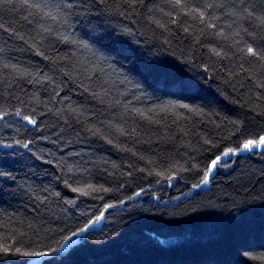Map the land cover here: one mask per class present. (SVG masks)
<instances>
[{
  "label": "trees",
  "instance_id": "obj_1",
  "mask_svg": "<svg viewBox=\"0 0 264 264\" xmlns=\"http://www.w3.org/2000/svg\"><path fill=\"white\" fill-rule=\"evenodd\" d=\"M208 3L226 5L207 10L220 17L207 20L215 28L183 14ZM233 3L242 7L87 0L92 22L111 34L104 47L75 19L69 29L24 0L0 5V110L37 120L35 130L15 117L0 122L5 142L31 141L15 155L0 150L9 173L0 179V243L58 247L62 229L70 234L103 213L55 264H264L261 150L228 158L200 184L215 155L264 135V88L256 86L264 60L246 55L248 44L264 55V26L224 15Z\"/></svg>",
  "mask_w": 264,
  "mask_h": 264
},
{
  "label": "snow or ice",
  "instance_id": "obj_2",
  "mask_svg": "<svg viewBox=\"0 0 264 264\" xmlns=\"http://www.w3.org/2000/svg\"><path fill=\"white\" fill-rule=\"evenodd\" d=\"M92 4H103L105 0H91ZM125 2L130 5L135 4L136 0H125ZM142 2V0H141ZM174 8L183 9L186 7L185 0H169ZM239 4L242 7H237L236 3L228 6L229 10L224 13L226 16H240L241 18H255L259 21L260 26H264V5H257L255 3H251L250 0H238ZM12 0H0V5L3 4H11ZM24 3L32 8H36L38 12L43 13V17L49 18L53 21H57L64 26H67L69 29L73 27L72 21L75 19L76 25H82L85 28H88V31L84 33V36L88 38L91 43L101 45L104 47V42L106 40L111 39V34L106 31L104 26H102L99 22L93 23L90 19L91 17V9L87 6V0H40L39 3H33L31 0H24ZM41 4H43V8H41ZM226 5L224 3H208L205 5V8L202 10L198 6H193L188 8L183 14L186 16H192L193 19H198L201 24H205L207 28L212 29L215 28V24L211 22H207L209 16L211 20L216 21L219 20V16H214L208 13V9L219 8L224 9ZM260 7L261 11L259 15H256V9ZM47 9V10H45ZM31 15V13H30ZM166 15H170V13H166ZM25 20L28 18L25 17ZM157 24H160L159 21H155ZM171 23H176L177 20L175 17L170 21ZM160 27H164L163 24H160ZM0 28H4L2 24H0ZM8 31V29H4ZM45 31H50V29H45ZM185 32L189 31L188 27L184 28ZM203 31V30H201ZM14 34V33H13ZM222 35V33H220ZM239 35V33H236ZM249 35H252L249 33ZM23 39V37H21ZM63 39L65 41L68 40L67 36H64ZM87 47L88 45H84ZM241 52L244 49H240ZM213 52L217 56H221V53L213 49ZM246 55L255 57L258 60H264V55L261 54V51H258L251 44L247 45ZM124 59H128L127 56H124ZM8 67V65H5ZM243 68V65H241ZM180 87L192 86V85H184L181 83ZM259 88H264V82L258 83L256 85ZM182 107H187V105H181ZM6 117H15L16 123H20L21 127H27L28 125L32 126L31 130H35L37 127V120L32 115H26L24 112L17 108L15 111H6L0 110V122H6ZM235 123V122H233ZM121 135H125L124 129H117ZM239 131V128L237 129ZM95 134V133H94ZM31 141H21L19 139H13L12 142H5L2 138H0V150L2 149H10L12 151V155H15V149L17 147L28 149ZM108 143H112L111 140H108ZM207 143V141H206ZM260 149L261 154L264 155V135H259L258 138H247L244 139L242 143L237 144L235 147H227L224 151H222L219 155H215L214 158L210 160V164L207 166L204 178L201 180L200 184L209 183L210 176L214 173V171L218 167H227L228 166V158L237 156L241 152L254 153V150ZM10 153L4 152L3 155L6 157ZM9 173L0 170V179L8 177ZM174 178V177H172ZM170 178V179H172ZM200 185H194V187H199ZM73 192H78L81 195H88L89 193L81 188H72ZM99 189H93V191H98ZM2 191V189H0ZM104 191H108V189H104ZM143 191V189H141ZM139 192L136 193L139 196ZM57 195H59L57 193ZM131 199V198H130ZM43 203V201H41ZM120 203H124V201H120ZM115 207L113 204H106L105 208ZM103 216L101 213L96 217L94 221H90V224L96 223ZM89 224H86L84 227L79 228L76 231H71L70 234H67L66 230H61L62 232V241H57L58 247L51 246H41L34 247L31 244H22L21 246H15L13 244L0 243V264H55L56 260L61 256L58 255L62 253L67 245L74 242V238H80L84 242L87 240V237H81V233H84L88 230ZM77 249L73 248L72 251H76Z\"/></svg>",
  "mask_w": 264,
  "mask_h": 264
},
{
  "label": "rangeland",
  "instance_id": "obj_3",
  "mask_svg": "<svg viewBox=\"0 0 264 264\" xmlns=\"http://www.w3.org/2000/svg\"><path fill=\"white\" fill-rule=\"evenodd\" d=\"M204 185H208V183H207V184H204ZM101 223H102V218H101L99 221H97L96 223L90 224L89 227H97V226L101 225ZM70 244H71V243H70ZM70 244H69V245H70ZM69 245H67V246H69ZM67 246H66V247H67Z\"/></svg>",
  "mask_w": 264,
  "mask_h": 264
},
{
  "label": "water",
  "instance_id": "obj_4",
  "mask_svg": "<svg viewBox=\"0 0 264 264\" xmlns=\"http://www.w3.org/2000/svg\"><path fill=\"white\" fill-rule=\"evenodd\" d=\"M214 172H215V171H214ZM212 175H213V174H212ZM212 175H211V176H212ZM211 176H210V177H211ZM89 225H90V224H89Z\"/></svg>",
  "mask_w": 264,
  "mask_h": 264
}]
</instances>
